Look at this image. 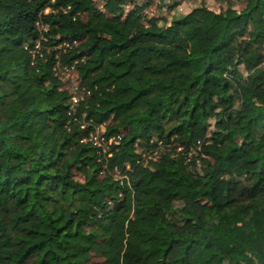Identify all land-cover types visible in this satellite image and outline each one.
<instances>
[{
  "label": "trees",
  "instance_id": "1",
  "mask_svg": "<svg viewBox=\"0 0 264 264\" xmlns=\"http://www.w3.org/2000/svg\"><path fill=\"white\" fill-rule=\"evenodd\" d=\"M89 1L0 0V264H264V0Z\"/></svg>",
  "mask_w": 264,
  "mask_h": 264
},
{
  "label": "rangeland",
  "instance_id": "2",
  "mask_svg": "<svg viewBox=\"0 0 264 264\" xmlns=\"http://www.w3.org/2000/svg\"><path fill=\"white\" fill-rule=\"evenodd\" d=\"M229 1H233L234 6L238 9L245 6V0H128L126 4L121 6V11L124 17L129 13V11H136L143 25H146L150 20L155 18H162V21L165 23L170 22L173 17L186 14L193 8L200 5H205L217 11H224L228 8V5H230ZM104 3L105 0L89 1L87 3V11L84 13L83 17L85 18L86 14L96 8H102ZM69 44L70 47H75L76 45L71 43ZM60 46L64 47L65 43H62ZM242 70L245 74H247L244 68H242ZM61 83L62 85L60 89L68 90L69 88V90H71L74 78H71L68 82L61 81ZM78 178L80 177L78 176ZM88 264L107 263L102 256H94L89 260Z\"/></svg>",
  "mask_w": 264,
  "mask_h": 264
},
{
  "label": "built area",
  "instance_id": "3",
  "mask_svg": "<svg viewBox=\"0 0 264 264\" xmlns=\"http://www.w3.org/2000/svg\"><path fill=\"white\" fill-rule=\"evenodd\" d=\"M51 11H55V10H53L51 7H48L45 9V13H49ZM44 29L47 30L48 27L46 26L44 27ZM65 46L69 47L70 44L65 43ZM59 47H62V46H59ZM37 49L38 50L40 49V44L37 45ZM64 51H66V48H64ZM54 71L61 81L68 82L70 81L71 78H74V83L71 85V90H69L68 88V91L71 97V109L72 111H74L77 105L80 103V101L84 98V93H85V87L81 86L78 71L75 65L70 66L67 64H63L59 57L54 66ZM122 137H123V134L119 133L117 135H113L107 138L106 125L102 124L101 126L97 128L95 132H92L89 136H84L81 139V141L82 142H85V141L92 142L98 147H102L104 152H107L110 146L113 144H118L121 141ZM109 156H111V153L109 154ZM124 177H126V175H121V174L117 175V178H120V179H123Z\"/></svg>",
  "mask_w": 264,
  "mask_h": 264
}]
</instances>
